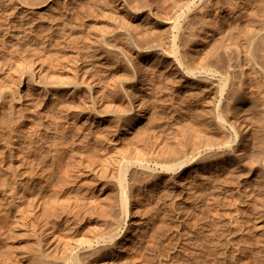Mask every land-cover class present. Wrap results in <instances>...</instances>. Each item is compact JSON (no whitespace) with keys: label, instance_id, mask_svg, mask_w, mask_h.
Segmentation results:
<instances>
[{"label":"bare ground","instance_id":"obj_1","mask_svg":"<svg viewBox=\"0 0 264 264\" xmlns=\"http://www.w3.org/2000/svg\"><path fill=\"white\" fill-rule=\"evenodd\" d=\"M76 1L0 0V180L16 193L36 187L16 199L0 185V213L12 218L7 225L23 238L20 245L6 246L8 257L0 264H22L21 252L26 264H144L135 261L133 252L147 244L149 219L129 222L128 216L143 209L154 193H179L188 199L199 197V185H204L213 218L212 207L227 200L217 193L218 182L231 174L251 184L253 190L244 189L247 196L256 191L264 199V96L244 85L238 90L241 79L259 82L264 76V30L250 51H228L221 33L213 32L206 20V14L220 10L221 1L187 0L171 21L161 20L165 40L152 44L133 33V20L123 18L125 35L108 24L116 12L108 11L100 23L93 12H76L78 7L83 12ZM112 1L118 9L135 8L133 0ZM61 3L71 6L63 10ZM196 17L208 26L205 30L196 29ZM87 21L104 37L90 34ZM42 47L49 61L39 57ZM72 47L85 49L78 51L85 55L70 57ZM109 73L115 78L107 88ZM167 73L192 111L184 125L158 138L157 114L143 112V95L153 92ZM140 83L142 88L135 91ZM118 87L126 99L114 108L106 93ZM80 92L89 94L86 109L74 104ZM232 96L241 98L231 101ZM231 103L248 111L235 122L224 108ZM105 105L110 109L100 108ZM18 119L24 124L16 126ZM145 123L152 125L147 131L154 139L137 142L133 150L117 145ZM20 128L27 130V140L21 139ZM108 144L118 146L116 155L109 154ZM17 153L26 168L21 177L6 164L7 156L14 160ZM25 172L33 174L25 180ZM115 173L116 184L105 185ZM90 180L92 209L85 202L71 209L79 203V188ZM106 189L112 198L108 201ZM182 204L171 202V217L185 218L184 209L174 213L175 205ZM254 215L264 216V204L256 206ZM254 227L260 229L257 223ZM260 234L263 238L256 243L264 254V231ZM193 238L190 232L179 240L186 244Z\"/></svg>","mask_w":264,"mask_h":264},{"label":"rangeland","instance_id":"obj_2","mask_svg":"<svg viewBox=\"0 0 264 264\" xmlns=\"http://www.w3.org/2000/svg\"><path fill=\"white\" fill-rule=\"evenodd\" d=\"M71 1V0H69ZM187 0H133L134 7L129 5L120 6L119 9L115 7L112 0H77L76 2L82 3L83 12L76 9V12H80V15L84 13H95L98 15L101 23L103 17L108 11L116 12L115 16L108 19V24L111 28L121 30L125 35H128L127 29L124 27V17L131 19L135 23V27H132L133 33L142 35L145 41H149L152 44H159L165 40V29L161 20H172L182 10V4ZM220 10L218 12L206 14V20H210L212 23L211 28L213 32H220V36L223 37L224 47L228 51H235V49H246L250 51L253 40L260 35L264 30V0H241L243 3L238 4L237 0H220ZM71 6V5H70ZM65 3H61L63 10L66 7H70ZM218 6V5H217ZM137 8V9H136ZM150 11V13H148ZM156 15V16H155ZM80 16H75L76 20H79ZM199 17L194 18L193 24L197 26V30H205L208 26L202 25L199 22ZM170 20V21H171ZM87 30L90 34L95 36H102V31L99 27H95L88 24ZM173 36L174 31L170 30ZM170 36V37H172ZM9 50L13 51L11 47ZM52 52H56L55 46H52ZM45 49V48H41ZM85 49L72 47L68 49V55L70 57H83L85 54L78 53V51H84ZM233 50V51H232ZM27 55L26 51H23ZM45 50L39 54L40 58H46L48 61L50 57ZM82 60V58H81ZM123 70H119L117 74H122ZM108 80L105 85L107 88L112 84V80L115 78L113 74H108ZM122 76V75H121ZM169 73L164 74V77L158 81V85L154 86L153 92L144 93L146 108L143 112L147 111V114L154 112L157 114L156 124H158V138H162L165 130H175L177 127L184 125V118L189 117L192 109L187 108L188 101L186 98L179 95V86L177 82L170 81ZM244 79V78H243ZM241 79L238 86V90L241 92L243 87H248L249 90H257L264 96V76L260 77V81L255 80H243ZM8 84L12 80L6 81ZM142 84L135 85V91H140ZM244 85V86H243ZM142 96V97H143ZM239 96V95H238ZM78 98L74 99V104L78 107L86 109L89 105V94L82 95L80 92L77 95ZM106 97L112 101L113 107L120 106L126 99L125 93L118 87L115 92L107 90ZM241 97L232 96L231 101L239 100ZM199 101L196 100V102ZM202 102V100L200 101ZM50 108H56V103L49 101ZM226 104V103H225ZM224 104V108L228 111L229 119L235 122L242 113H246V106L240 110L237 109L234 103L230 105ZM248 107V105H247ZM261 107V105H260ZM101 109L106 111L110 107L101 106ZM60 109V108H58ZM249 109V107H248ZM250 111V109H249ZM60 121L64 120L63 116L57 115ZM6 119V118H5ZM4 121V119H3ZM51 123V122H50ZM17 125H23L24 122L18 119L14 122ZM57 124V123H52ZM152 125L145 123L137 131L129 135H123L122 140L118 142V146L125 149L133 150L137 142H146L150 139H154L153 134H149L147 131ZM18 130V127H14ZM21 139L27 140V130L20 128ZM174 134V133H172ZM26 136V137H25ZM149 144V142H148ZM108 152L111 155L117 154L118 146L108 144ZM18 159V160H17ZM22 154L16 155L14 160L7 156L6 164L8 166H14L16 174L23 176L26 169L22 161ZM43 164V158L39 159ZM15 163V164H14ZM50 168L48 167V171ZM25 172V177L29 176ZM25 178V180L27 179ZM118 173H115L110 178H106V184H116ZM144 177L141 175L139 181H143ZM217 193H222L226 197V201H220L212 207V211L216 214L210 218L208 216V209L210 207V194L206 193L204 185H199L201 191L199 197L184 198L179 193L174 194H160L154 193L148 200L147 205L143 204V209L137 213L130 212L128 221L133 219L145 218L149 219V235L144 238L147 241L142 247L133 252V258L136 262H142L144 264H264V254L257 247V241L262 239L260 233L264 231V216L257 217L254 215L255 208L258 204H264V199L256 197L255 193L249 197L244 192L247 186L253 190L251 184L245 182L239 175L237 178L231 176L224 177L220 180ZM92 180L88 185H84L79 188V203L71 204V209L78 208L86 203L88 211L92 209L90 198L94 195V188L91 186ZM0 185L7 188V192L10 196L16 199L25 198L29 195L30 189L36 190L35 185L27 186V191H20L16 193L13 189L9 188V184L3 180H0ZM1 187V188H2ZM257 190V189H256ZM258 191V190H257ZM104 199L107 201L112 199L110 190L106 189ZM183 202V206L175 205L174 213L178 214L179 209H184V219H174L171 217L170 208L172 201ZM262 199V200H261ZM136 209V208H135ZM133 209V210H135ZM167 211L166 214H163ZM158 214L157 216H154ZM0 261H6V246L11 244H19L23 239L19 230H14L7 225L10 224L12 218L0 213ZM146 223V222H145ZM144 223V224H145ZM179 223L181 226L179 227ZM255 223L259 224V228L254 227ZM262 224V225H261ZM194 233L193 242L184 244V241L179 238L186 237ZM263 235V234H262ZM136 246L138 244H135ZM135 246V247H136ZM134 247V248H135ZM214 248V249H213ZM132 249V248H130ZM136 249V248H135ZM21 251V250H20ZM22 258L20 263L26 264L21 252ZM7 264H14L9 262Z\"/></svg>","mask_w":264,"mask_h":264}]
</instances>
